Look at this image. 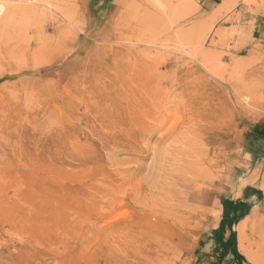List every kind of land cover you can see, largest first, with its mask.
<instances>
[{
  "label": "rangeland",
  "instance_id": "obj_1",
  "mask_svg": "<svg viewBox=\"0 0 264 264\" xmlns=\"http://www.w3.org/2000/svg\"><path fill=\"white\" fill-rule=\"evenodd\" d=\"M262 6L0 0V264H264Z\"/></svg>",
  "mask_w": 264,
  "mask_h": 264
},
{
  "label": "crops",
  "instance_id": "obj_2",
  "mask_svg": "<svg viewBox=\"0 0 264 264\" xmlns=\"http://www.w3.org/2000/svg\"><path fill=\"white\" fill-rule=\"evenodd\" d=\"M211 1H212V4L215 5V8L216 7L223 8V7L229 6V4H231L234 0H211ZM262 2L259 1V3H262ZM254 20L257 22L263 23V25L261 27V36L264 37V6H262V8H260L259 11L256 13ZM250 191H251V195H249L250 199L257 198V196L260 195L259 191H257L256 189H253V190L251 189ZM252 192H253V194H252Z\"/></svg>",
  "mask_w": 264,
  "mask_h": 264
},
{
  "label": "bare ground",
  "instance_id": "obj_3",
  "mask_svg": "<svg viewBox=\"0 0 264 264\" xmlns=\"http://www.w3.org/2000/svg\"><path fill=\"white\" fill-rule=\"evenodd\" d=\"M35 2V1H34ZM23 10V9H22ZM4 11H5V9L3 8V7H0V15L2 14V13H4ZM23 11H25V10H23ZM240 28V27H239ZM241 30H242V28H241ZM249 34H251V31H247ZM215 108H216V106H215ZM225 117V116H224Z\"/></svg>",
  "mask_w": 264,
  "mask_h": 264
}]
</instances>
